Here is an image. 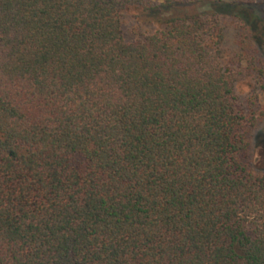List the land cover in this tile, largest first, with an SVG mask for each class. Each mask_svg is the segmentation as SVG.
Here are the masks:
<instances>
[{
	"label": "trees",
	"instance_id": "trees-1",
	"mask_svg": "<svg viewBox=\"0 0 264 264\" xmlns=\"http://www.w3.org/2000/svg\"><path fill=\"white\" fill-rule=\"evenodd\" d=\"M257 1L0 0V264H264ZM130 7L167 14L126 43Z\"/></svg>",
	"mask_w": 264,
	"mask_h": 264
},
{
	"label": "rangeland",
	"instance_id": "rangeland-1",
	"mask_svg": "<svg viewBox=\"0 0 264 264\" xmlns=\"http://www.w3.org/2000/svg\"><path fill=\"white\" fill-rule=\"evenodd\" d=\"M142 2L150 1L158 3L161 0H141ZM229 1V0H227ZM189 8H181L175 13L189 12ZM256 12L260 16L259 21L247 19L248 25L252 30L254 38H256L258 46V54L264 60V0H258L255 5L247 10V13ZM167 14L162 12L157 14L147 13L139 8L130 7L125 9L120 17L121 32L124 42L130 43L137 38L150 34L159 28L156 23L157 18H161ZM220 24L223 30V51L224 54L230 53L237 47L239 41L245 37V32L239 27L238 21L231 16H223L220 18ZM249 47H253L251 40ZM233 93L237 98V102L241 103L247 112L256 116L264 110V97L260 94L258 84L250 79L241 80L233 86ZM249 161L253 168L264 171V118L260 119L252 134L249 145Z\"/></svg>",
	"mask_w": 264,
	"mask_h": 264
}]
</instances>
